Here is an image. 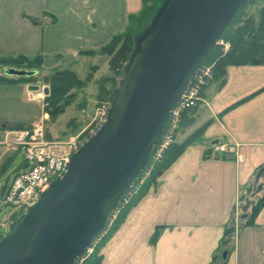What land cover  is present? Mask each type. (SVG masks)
<instances>
[{
	"label": "crops",
	"instance_id": "obj_1",
	"mask_svg": "<svg viewBox=\"0 0 264 264\" xmlns=\"http://www.w3.org/2000/svg\"><path fill=\"white\" fill-rule=\"evenodd\" d=\"M141 9L142 0H0V56L42 55L45 71L76 65ZM30 85L0 83V164L15 153L4 143L7 125L44 114ZM181 121L174 142L202 132L141 189L100 245L99 264H264V205L239 229L246 195L264 183V64L228 66L224 82L211 80ZM222 143H237L242 160L213 149ZM230 224L233 244L222 248Z\"/></svg>",
	"mask_w": 264,
	"mask_h": 264
},
{
	"label": "water",
	"instance_id": "obj_2",
	"mask_svg": "<svg viewBox=\"0 0 264 264\" xmlns=\"http://www.w3.org/2000/svg\"><path fill=\"white\" fill-rule=\"evenodd\" d=\"M245 1L161 0L133 37L104 123L0 239V264H75L85 254L146 169L172 107ZM3 73L35 72L10 67ZM43 82L48 94L47 75Z\"/></svg>",
	"mask_w": 264,
	"mask_h": 264
},
{
	"label": "trees",
	"instance_id": "obj_3",
	"mask_svg": "<svg viewBox=\"0 0 264 264\" xmlns=\"http://www.w3.org/2000/svg\"><path fill=\"white\" fill-rule=\"evenodd\" d=\"M160 2L161 0H142V9L138 13L128 15L127 24L122 31L115 33L103 46L97 49L82 52V54L91 56L102 54L109 56L108 65L112 75L106 77L105 80H110L111 83L108 86H102L99 93V97L101 99L106 100L113 89L117 86L118 80L123 74V64L128 59V56L133 48L134 35L149 23L151 16ZM256 2H262L258 15L255 16L250 14L242 16L241 12L243 9L246 6ZM221 39L229 42V49L226 52H222L221 46L216 45L204 60V64L211 63L212 65V77L209 79V82L214 80L219 81L220 84L223 83L226 68L230 65L264 64V0H246L241 8L236 12L230 24L226 27ZM42 60V55H36L32 58H28L23 55L0 58V83L24 82L38 84V82L43 81L44 76L47 75L49 77V95L46 96V99L48 104L55 108V105L62 99V97H64L66 92L70 88L80 85V82L78 81L76 74L69 69L56 67L52 68L50 71H45L42 67ZM10 67L34 71L35 73L31 75L14 77L4 74L3 70ZM186 111H184L183 114ZM181 122L182 121H180V124ZM23 127L25 126L20 124L7 125V128L13 129ZM177 131L178 130H176V133ZM201 132L202 128L197 130L182 143L174 142L176 136L175 133L173 141L164 151L161 159L153 164L151 160L148 163L147 169H149V173L145 176L141 187L143 188L150 183H153L156 177L164 169H166L181 154L184 148L193 141V138L196 135H199ZM11 160L12 157L9 156L0 164V175L10 165ZM149 166L151 167L148 168ZM144 174L145 173H141L137 182L135 183V186H139V180L144 176ZM257 192H261V194L254 197ZM139 193L140 192H138L133 197L132 201L127 205V207L121 211L115 223L112 225L108 234L106 235V238L123 220L131 204L139 196ZM243 196L245 197V194ZM246 197L248 198H246L248 210L243 215H239V229H241V227L254 224L256 215L264 205V183H259L256 186L255 191H249ZM20 219L21 217L15 220L12 225V230L14 229L17 222L20 221ZM104 230L102 232H104ZM99 236L101 237V235H98V237ZM155 236L156 234H154L153 239ZM234 236L235 226L234 224H230L228 227H226L220 247L222 246V248H225L232 245ZM99 248L100 246L98 249H95V251L84 261L83 264H99L101 261V255L98 253ZM227 253V250H224L222 253L220 252L222 259L226 257Z\"/></svg>",
	"mask_w": 264,
	"mask_h": 264
},
{
	"label": "built area",
	"instance_id": "obj_4",
	"mask_svg": "<svg viewBox=\"0 0 264 264\" xmlns=\"http://www.w3.org/2000/svg\"><path fill=\"white\" fill-rule=\"evenodd\" d=\"M217 44L222 46L224 52H226L229 47V44L224 42L223 39H220ZM211 76L212 65L203 64L195 79L190 83L186 92L183 93L181 100L172 107L170 122L165 128L161 140L154 146L152 151L150 157L152 164L161 159L164 151L174 139L183 112L195 106L201 99V92ZM37 85L38 89L32 90V93L40 99H45V84L42 82V84ZM108 108L109 101L97 110L88 129L85 128L82 134L65 142L47 138L44 126L41 122H34L23 128L6 129L7 138L4 143L7 149L11 152L23 151L25 163L22 170L16 171L13 174L11 182L9 184L6 182L2 186L0 204L5 203L6 205L12 206L15 209L14 213L17 214L13 215V217H8L7 220L0 223V227H7L10 232L11 225L20 217L21 211L28 210L38 201L42 191H44L50 182L63 171L71 154L77 151L104 123ZM213 149L225 155H231L238 161L243 158L238 150L237 143L215 144L213 145ZM143 173L145 174L139 180V184H141L145 176L148 175L149 169L146 167ZM134 187L135 185L122 197L117 208L112 211L108 223L111 224L112 217L128 203L130 195H132V192H134L133 190H135ZM9 232L4 233L0 230V239ZM91 251L92 247H89L85 253H90Z\"/></svg>",
	"mask_w": 264,
	"mask_h": 264
},
{
	"label": "rangeland",
	"instance_id": "obj_5",
	"mask_svg": "<svg viewBox=\"0 0 264 264\" xmlns=\"http://www.w3.org/2000/svg\"><path fill=\"white\" fill-rule=\"evenodd\" d=\"M261 5L262 2H256L246 6L241 12L242 16L250 14L257 16ZM224 42L229 44L228 41L224 40ZM221 51L224 52L222 46ZM87 56L88 57L81 58L76 65L64 67L65 69L72 70L76 74L80 85L70 88L64 97H62V99L55 105V108L48 104L46 96H48L49 93L46 94L45 99H40L32 93V97L40 100L42 104L44 114L37 122L42 123L46 137L49 139L65 142L77 137L79 134H82L85 128L88 129V127H90L97 110L100 109L103 104H107L108 98L106 100L101 99L99 97V93L102 86H108L111 83L110 80H105L106 77L112 75L108 65L109 56L105 54ZM0 58L4 57L0 56ZM208 65H211V63ZM50 70L51 69L48 71ZM38 84H42V81L38 82ZM7 153H9V151H6V154ZM24 163V152H15L10 165L0 175V193L2 192V186L6 182L8 184L11 182L13 174L16 171L23 169ZM142 183L143 182H141V184ZM141 184L134 187L135 190H133L134 192L130 195L128 203L118 213H116L114 217H112L113 219L111 224L107 223V226L105 227L106 230L100 233L101 237L99 236L94 239L90 246L92 247V251L90 253H85L80 259H77L75 264H83L84 261L95 251V249H98L102 242L106 240V235L115 223L121 211L127 207L133 197L142 189ZM14 212L15 209L12 206L6 205L5 203L0 204V223L7 220L8 217H13V215L17 214ZM26 212L27 210H22L20 217L22 218ZM12 225L10 232L12 230ZM0 230L4 233L9 232L7 227H0Z\"/></svg>",
	"mask_w": 264,
	"mask_h": 264
}]
</instances>
